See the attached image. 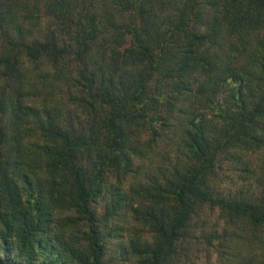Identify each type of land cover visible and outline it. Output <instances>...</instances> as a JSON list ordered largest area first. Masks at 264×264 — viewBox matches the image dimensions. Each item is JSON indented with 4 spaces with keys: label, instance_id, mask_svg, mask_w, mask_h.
Returning a JSON list of instances; mask_svg holds the SVG:
<instances>
[{
    "label": "trees",
    "instance_id": "16d2710c",
    "mask_svg": "<svg viewBox=\"0 0 264 264\" xmlns=\"http://www.w3.org/2000/svg\"><path fill=\"white\" fill-rule=\"evenodd\" d=\"M0 264H264V0H0Z\"/></svg>",
    "mask_w": 264,
    "mask_h": 264
},
{
    "label": "rangeland",
    "instance_id": "374dc122",
    "mask_svg": "<svg viewBox=\"0 0 264 264\" xmlns=\"http://www.w3.org/2000/svg\"><path fill=\"white\" fill-rule=\"evenodd\" d=\"M210 217H211L210 221H211L212 223L217 222V220L219 219V218H218V213H214V214H212ZM210 253H211V251H210ZM201 255H202V260H203L204 257L207 255V252L205 251V252H203Z\"/></svg>",
    "mask_w": 264,
    "mask_h": 264
}]
</instances>
